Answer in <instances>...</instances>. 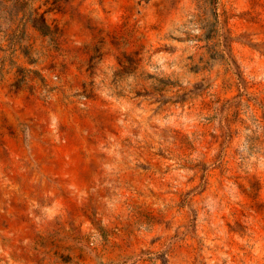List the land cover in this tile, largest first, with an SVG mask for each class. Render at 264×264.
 <instances>
[{
    "label": "rangeland",
    "instance_id": "1",
    "mask_svg": "<svg viewBox=\"0 0 264 264\" xmlns=\"http://www.w3.org/2000/svg\"><path fill=\"white\" fill-rule=\"evenodd\" d=\"M0 264H264V0H0Z\"/></svg>",
    "mask_w": 264,
    "mask_h": 264
}]
</instances>
